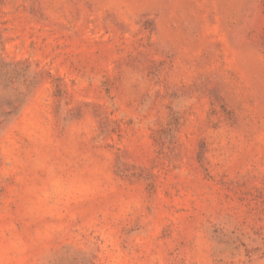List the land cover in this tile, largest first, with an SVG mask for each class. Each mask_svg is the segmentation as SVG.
<instances>
[{
	"label": "rangeland",
	"instance_id": "1",
	"mask_svg": "<svg viewBox=\"0 0 264 264\" xmlns=\"http://www.w3.org/2000/svg\"><path fill=\"white\" fill-rule=\"evenodd\" d=\"M0 264H264V0H0Z\"/></svg>",
	"mask_w": 264,
	"mask_h": 264
}]
</instances>
